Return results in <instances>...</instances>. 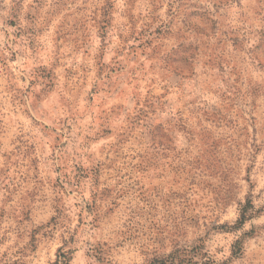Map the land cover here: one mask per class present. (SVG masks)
Segmentation results:
<instances>
[{
	"label": "rangeland",
	"instance_id": "1",
	"mask_svg": "<svg viewBox=\"0 0 264 264\" xmlns=\"http://www.w3.org/2000/svg\"><path fill=\"white\" fill-rule=\"evenodd\" d=\"M171 256L264 264V0H0V264Z\"/></svg>",
	"mask_w": 264,
	"mask_h": 264
},
{
	"label": "trees",
	"instance_id": "2",
	"mask_svg": "<svg viewBox=\"0 0 264 264\" xmlns=\"http://www.w3.org/2000/svg\"><path fill=\"white\" fill-rule=\"evenodd\" d=\"M248 207H250V208L253 207L251 202H248ZM246 221H247V216L243 211L241 216H240V219L237 222V225L235 226V228H239V227L243 226ZM236 245H239V243H237ZM172 258H175V257L171 256L170 258H167V259L157 260L153 264H175V260H173ZM56 264H60V262L58 261Z\"/></svg>",
	"mask_w": 264,
	"mask_h": 264
}]
</instances>
